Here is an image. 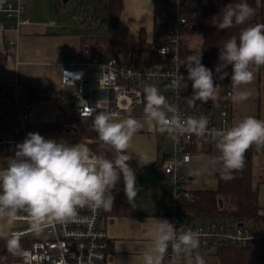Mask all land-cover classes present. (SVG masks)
Here are the masks:
<instances>
[{
  "label": "clouds",
  "instance_id": "9594fccd",
  "mask_svg": "<svg viewBox=\"0 0 264 264\" xmlns=\"http://www.w3.org/2000/svg\"><path fill=\"white\" fill-rule=\"evenodd\" d=\"M255 15L256 9L247 0H238L224 5L211 19L219 31L247 24L238 36L227 39L219 48L215 68L216 78L223 81L229 77L226 69L231 67L234 103L250 98V92L237 89L250 84L255 70L264 66V24L247 23ZM161 51L163 54L166 49ZM201 60L202 49H197L186 57L187 77L177 69L171 84L165 88L173 92L172 100L156 86L144 87L143 122L132 116L116 120L111 113L91 108L84 112L82 117H92L90 128L97 133L102 153L94 151L87 143L69 145L63 140L57 142L38 132H29L23 142L16 145L14 155L5 158L7 166L0 164V221L10 228L18 214L24 212L31 231L36 234L57 223H86L88 218L79 214L82 209L94 213L112 211L113 189L117 188L121 175L127 201L134 202L138 194L136 174L128 163L133 158L128 149L145 124L150 130L167 133L176 142L180 137L209 135L217 150L209 163L223 179H232L234 171L244 168L246 152L253 145L257 149L264 147V120L247 116L231 127L210 130L208 117L197 113L201 105L216 100L217 84L213 70L205 67ZM185 79L192 82V95L183 100L193 113L186 119L181 117L178 103L181 90L188 87ZM106 152H114V157L108 158L103 154ZM204 170L198 169L196 174ZM152 220L153 227L142 234L148 243L134 260L139 264H164L171 248L170 264H181L184 256L192 258L189 264H206L198 252V231L177 229L167 219ZM0 239L6 240L10 254L20 252L19 235L0 228Z\"/></svg>",
  "mask_w": 264,
  "mask_h": 264
},
{
  "label": "built area",
  "instance_id": "2783aa9c",
  "mask_svg": "<svg viewBox=\"0 0 264 264\" xmlns=\"http://www.w3.org/2000/svg\"><path fill=\"white\" fill-rule=\"evenodd\" d=\"M202 1L164 0V35L158 37L157 42L153 41L150 51L139 60L132 51L127 53L128 63L118 57L99 55L80 62L64 59L60 83L63 88L74 89L71 99L74 114L81 119L91 118L82 117L91 108L96 112L111 113L116 120L133 117L135 109L144 105L143 89L148 85L156 86L170 100L174 99L171 89L165 91V88L171 84L177 69L187 77L186 60L181 53L182 40L185 34L190 33L192 17ZM25 12L26 0H0V31L7 34V45L12 53L17 52L22 27L31 24ZM54 24L47 23L49 26ZM162 49H166L163 54ZM185 82L188 87L181 90L178 101L180 115L184 119L193 114L183 100V97L192 94V82L187 79ZM216 87V100L209 101L208 107L197 113L208 117L210 130L235 125L231 99L233 89L221 85ZM24 90L25 86L17 79L0 82V100L8 115L14 118L13 123L0 130V154H13L16 145L22 143L29 132H38L43 136L33 125L31 102L20 98ZM95 92L98 93L97 97L94 96ZM169 138L174 150L163 161L167 187L166 213L177 229L190 228L200 233V255L216 254L224 246L262 248L264 228L259 225L243 223L239 226L218 219L197 220L185 215L182 204L184 200L193 199V193L186 187L185 174L192 153L195 148H216L207 134L204 137H180L179 142ZM250 150L254 155H264V147L257 149L253 145ZM79 214L88 218L86 223H57L44 227L36 234L31 231L27 214L20 212L8 231L19 235L20 239L30 240L31 244L21 249L18 258L8 264H109L110 240L103 210L94 213L85 208ZM186 258L188 256H184L182 261ZM170 259L171 248L164 264H170Z\"/></svg>",
  "mask_w": 264,
  "mask_h": 264
},
{
  "label": "crops",
  "instance_id": "0c3cea01",
  "mask_svg": "<svg viewBox=\"0 0 264 264\" xmlns=\"http://www.w3.org/2000/svg\"><path fill=\"white\" fill-rule=\"evenodd\" d=\"M26 0V17L31 24L23 26L18 39L17 52L12 53L7 45V34L0 31V82L19 80L25 90L21 93L22 100L30 101L33 110V125L51 122H40L44 110L43 103L39 100L58 103L63 88L60 83L61 63L64 59H80L83 61V40L91 30L96 35H102L108 26V11L99 6L96 0H92L94 7L83 8L85 11L78 18V23L70 16L71 11L67 7L70 0ZM156 0H123L122 12L110 31V38L118 48V58L123 53L121 44L132 51V45L139 43L142 34L147 43L152 44L155 39V15ZM94 8V9H93ZM104 12L105 17L99 15ZM79 16V15H78ZM55 22L53 26L47 25ZM46 24V25H45ZM191 34V33H189ZM148 51L141 53L139 58L145 56ZM255 73L260 77V72ZM233 89V86H232ZM240 91V90H239ZM248 103V104H247ZM235 124L247 116H253L264 120V115L250 111V100L243 103H232ZM242 104V106H241ZM140 107H144L140 106ZM140 107L136 108L134 113ZM239 109V110H238ZM3 114L5 121H1ZM143 122V115L134 116ZM14 122L13 116L8 115L7 110L0 100V130L5 129ZM34 125V126H35ZM166 134V133H165ZM173 144L158 131L145 127L142 128L132 139L128 153L133 158L128 162L136 174L137 197L134 202L128 203L123 191L124 184L121 179L117 188L113 189L115 197L113 209L110 212L103 211L104 221L110 240L109 264H139L133 257L146 247L148 241L143 238V232L153 227L154 219H167L172 222L166 213L167 187L165 186V174L163 161L172 154ZM192 153L191 163L186 168V173H195L204 168V172L215 175L219 172L204 156L199 160H193L194 155L204 154L203 150ZM13 154H0V164L5 158ZM147 159H143V157ZM210 159V158H209ZM147 163V164H146ZM185 173V174H186ZM253 177L254 186L259 192V205L261 219L259 226L264 228V155L253 154ZM216 181V177H215ZM195 181H189L186 174V187L189 190H207L194 187ZM217 187V183H216ZM214 187L212 190H215ZM173 223V222H172ZM262 223V224H261ZM0 228L8 230L7 226L0 221ZM20 253V252H19ZM206 264H220L216 254L201 255ZM191 257L181 261V264H189Z\"/></svg>",
  "mask_w": 264,
  "mask_h": 264
},
{
  "label": "trees",
  "instance_id": "16d2710c",
  "mask_svg": "<svg viewBox=\"0 0 264 264\" xmlns=\"http://www.w3.org/2000/svg\"><path fill=\"white\" fill-rule=\"evenodd\" d=\"M238 2V0H203L195 11L192 17V26L190 33H199L202 35V43L194 48H189L184 43L181 53L184 59L191 55L195 50L202 49V64L213 70L214 80L217 85L229 86L232 88L230 74L231 67L226 71L229 72V77L220 81L216 78L215 68L218 65L219 48L224 42L234 35L239 34L241 28L247 26L240 25L226 30H217L211 23L213 16L217 15L220 9L230 3ZM247 2L256 9V15L250 24H264V0H247ZM97 5L103 6L108 11V26L103 31L102 35H96L91 30L88 31V36L83 40V60H87L90 56L99 55L101 57L113 56L118 57V48L110 38V31L115 26L123 8V0H96ZM155 39L164 35L165 28L162 23L155 24ZM152 44L146 42L142 34L139 43L132 45V52L138 59L142 52L150 51ZM88 49V51H86ZM260 75L264 72V66L259 69ZM192 94H189L191 96ZM209 102V101H208ZM208 102L201 105L199 111L208 107ZM197 104H200L198 101ZM198 111V112H199ZM3 114L1 121H5ZM5 119V120H4ZM91 118L82 119L76 122L72 119L74 128L78 131L82 139L80 142L87 143L90 148L98 153L103 150L99 149V141L97 133L91 130ZM39 128L46 133H54L56 130H62L61 124L51 122L42 124ZM70 144V143H69ZM76 144V143H71ZM194 151H200L194 149ZM210 159L216 154L217 150H203ZM108 158L114 157V152L103 153ZM217 187L215 190H191L193 193L192 200H184L182 210L186 216L193 217L197 220L218 219L225 222L240 224L251 223L259 225L261 219V208L259 205V192L254 186L253 177V154L249 149L245 154V166L242 170L234 171L232 179L225 180L220 173L216 174ZM223 200V205L220 206L219 200ZM31 241L28 239H20V250L30 246ZM18 255H12L7 251L6 240L0 239V263L8 264L15 261ZM220 264H264V246L262 248L252 249L250 247L238 248L233 246H224L216 251Z\"/></svg>",
  "mask_w": 264,
  "mask_h": 264
},
{
  "label": "rangeland",
  "instance_id": "374dc122",
  "mask_svg": "<svg viewBox=\"0 0 264 264\" xmlns=\"http://www.w3.org/2000/svg\"><path fill=\"white\" fill-rule=\"evenodd\" d=\"M63 4H65V0L62 1ZM164 0H156L155 3V15L156 20L158 23H162L163 21V13H164ZM94 7V3H92V0H70V2L67 4V7L69 8V11H71V17L74 19L75 23H78V18L82 16V14L85 12L83 8H90ZM94 9V8H93ZM79 15V16H78ZM101 16V19L105 17L104 12H101L99 14ZM183 43L188 46L189 48H194L202 43V35L199 33H191V34H185L183 36ZM121 49L123 53L121 54L120 58L123 62L128 63L129 59L127 57V47L123 46L121 44ZM75 62H80V59H74ZM256 71V70H255ZM238 91H248L250 92V111L252 113L255 112V114L260 113L262 116L264 115V72L261 73L260 77L255 73L254 80L248 84V85H242L240 86ZM74 89L71 87H68L66 89H63L61 91V96L59 97L60 101L58 103L46 101L45 99L39 100V102L43 103L44 110L42 111L43 116L40 119V122H58L61 124L62 130H56L54 133H46L43 132L39 126L36 127L37 130H39L43 136L46 139H53L57 142H60L61 140L67 142L70 145H74L71 143H79L82 139L81 134L76 131L74 128V124L72 123L73 115H74V105L71 102L72 99V93ZM94 96L97 97L98 93L95 92ZM243 103V102H242ZM248 104V103H247ZM242 106V104H241ZM143 108L140 107L138 112L140 115H144ZM239 110V109H238ZM138 113H134L135 115H138ZM74 120V119H73ZM163 136L167 138L168 135L163 133ZM204 156V160H211L209 157H205L204 154L194 155L193 160H199L200 157ZM186 171V170H185ZM187 179L189 181H195L194 187L197 188H203L207 190H212L214 187H216V181H215V175H210L207 172H202L201 174L197 175L195 173H186ZM262 224V223H261ZM208 255V254H203Z\"/></svg>",
  "mask_w": 264,
  "mask_h": 264
},
{
  "label": "water",
  "instance_id": "95a60500",
  "mask_svg": "<svg viewBox=\"0 0 264 264\" xmlns=\"http://www.w3.org/2000/svg\"><path fill=\"white\" fill-rule=\"evenodd\" d=\"M66 1V0H65ZM196 2H200V0H195ZM73 119H74V121H76V122H80L82 119L81 118H79L77 115H73ZM219 204H220V206H222L223 205V200L222 199H220L219 200ZM239 226H242L243 225V223H240V224H238Z\"/></svg>",
  "mask_w": 264,
  "mask_h": 264
}]
</instances>
